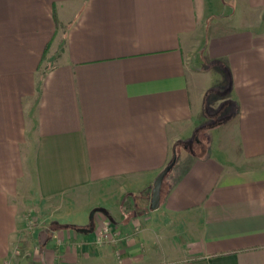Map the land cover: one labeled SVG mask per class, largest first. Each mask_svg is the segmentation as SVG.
I'll list each match as a JSON object with an SVG mask.
<instances>
[{"label":"crops","instance_id":"0c3cea01","mask_svg":"<svg viewBox=\"0 0 264 264\" xmlns=\"http://www.w3.org/2000/svg\"><path fill=\"white\" fill-rule=\"evenodd\" d=\"M23 258L264 264V0H0V264Z\"/></svg>","mask_w":264,"mask_h":264},{"label":"rangeland","instance_id":"374dc122","mask_svg":"<svg viewBox=\"0 0 264 264\" xmlns=\"http://www.w3.org/2000/svg\"><path fill=\"white\" fill-rule=\"evenodd\" d=\"M48 206H50V205H48ZM35 210H36V208L34 206H32V209L30 210V211H33V213L30 214L31 221H32L31 224L34 226L37 223H40V221L45 220L47 222L46 225H49V227H50L51 225H50V222L48 221L50 218L47 217V215L51 216L55 210H53V208L51 209V207H49V211H47V212H42V210H40V209H39V211L36 210L37 212H35ZM33 231H34V229H33ZM38 235H39L38 233H33V235H31V236L29 234L25 235V237H27V240H26L25 244L23 243V245H20V247L18 248V251H19V253H17V256H19L18 258L23 257V256L25 257L26 253L30 252V251H27V250H29L28 247L32 246L33 243H34V246L36 247ZM29 255H31V253H29ZM32 257L33 256H30V258H32ZM25 262H26V260H25V258H23L21 261V264H25Z\"/></svg>","mask_w":264,"mask_h":264},{"label":"water","instance_id":"95a60500","mask_svg":"<svg viewBox=\"0 0 264 264\" xmlns=\"http://www.w3.org/2000/svg\"><path fill=\"white\" fill-rule=\"evenodd\" d=\"M172 164L167 166L157 177L154 187H153V192H152V208L158 207L160 203V197H161V188H162V182L165 174L169 171L171 168Z\"/></svg>","mask_w":264,"mask_h":264},{"label":"built area","instance_id":"2783aa9c","mask_svg":"<svg viewBox=\"0 0 264 264\" xmlns=\"http://www.w3.org/2000/svg\"><path fill=\"white\" fill-rule=\"evenodd\" d=\"M113 232V233H115L116 235L118 234L119 235V232L111 225V223H109V222H107L104 226H103V228H102V230H101V236L102 237H105L107 234H108V232Z\"/></svg>","mask_w":264,"mask_h":264}]
</instances>
